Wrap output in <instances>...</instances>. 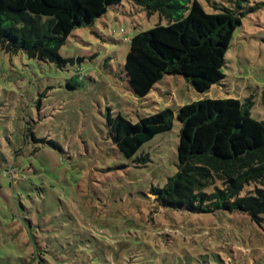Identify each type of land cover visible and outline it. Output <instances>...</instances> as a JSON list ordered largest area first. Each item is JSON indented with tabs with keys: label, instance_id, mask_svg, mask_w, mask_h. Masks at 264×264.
Instances as JSON below:
<instances>
[{
	"label": "rangeland",
	"instance_id": "obj_1",
	"mask_svg": "<svg viewBox=\"0 0 264 264\" xmlns=\"http://www.w3.org/2000/svg\"><path fill=\"white\" fill-rule=\"evenodd\" d=\"M199 1L212 12L235 0ZM249 1L255 10L233 34L225 76L206 91L166 74L135 94L124 66L130 38L169 21L133 0L73 30L58 60L0 47V264H264V220L163 206L151 193L177 170L176 116L133 158L108 123L226 97L250 101L263 119L264 0ZM141 155L147 162L134 160Z\"/></svg>",
	"mask_w": 264,
	"mask_h": 264
},
{
	"label": "trees",
	"instance_id": "obj_2",
	"mask_svg": "<svg viewBox=\"0 0 264 264\" xmlns=\"http://www.w3.org/2000/svg\"><path fill=\"white\" fill-rule=\"evenodd\" d=\"M122 1L0 0V47L58 60L60 46L73 30L94 25L110 6ZM133 1L169 21L130 38L124 66L129 84L141 97L166 74L186 77L197 90L209 89L225 76L222 70L233 34L243 17L255 10L249 0L215 5L212 12L199 0ZM250 103L234 97L203 98L176 111L165 107L136 122L118 114L108 123L116 147L133 158L144 143L170 130L176 116L181 122L177 170L163 186L152 188L158 203L196 212L241 211L260 222L264 220V118L252 117ZM148 158L141 155L134 160ZM247 185L254 186L253 192L242 194Z\"/></svg>",
	"mask_w": 264,
	"mask_h": 264
},
{
	"label": "water",
	"instance_id": "obj_3",
	"mask_svg": "<svg viewBox=\"0 0 264 264\" xmlns=\"http://www.w3.org/2000/svg\"><path fill=\"white\" fill-rule=\"evenodd\" d=\"M70 88H72V87H70Z\"/></svg>",
	"mask_w": 264,
	"mask_h": 264
}]
</instances>
